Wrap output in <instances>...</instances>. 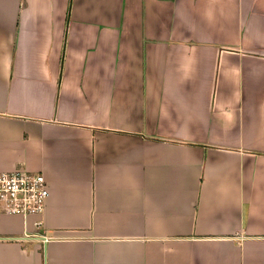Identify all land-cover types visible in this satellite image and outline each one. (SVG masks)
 <instances>
[{
  "label": "crops",
  "instance_id": "crops-1",
  "mask_svg": "<svg viewBox=\"0 0 264 264\" xmlns=\"http://www.w3.org/2000/svg\"><path fill=\"white\" fill-rule=\"evenodd\" d=\"M17 167L0 264H264V0H0Z\"/></svg>",
  "mask_w": 264,
  "mask_h": 264
},
{
  "label": "built area",
  "instance_id": "built-area-1",
  "mask_svg": "<svg viewBox=\"0 0 264 264\" xmlns=\"http://www.w3.org/2000/svg\"><path fill=\"white\" fill-rule=\"evenodd\" d=\"M49 196L50 187L43 172L21 167L0 171V213L24 217L42 214Z\"/></svg>",
  "mask_w": 264,
  "mask_h": 264
}]
</instances>
